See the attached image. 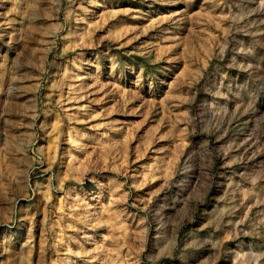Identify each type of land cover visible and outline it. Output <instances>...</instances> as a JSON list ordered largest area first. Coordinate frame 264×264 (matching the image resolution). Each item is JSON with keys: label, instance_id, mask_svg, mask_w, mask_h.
I'll return each instance as SVG.
<instances>
[{"label": "rangeland", "instance_id": "obj_1", "mask_svg": "<svg viewBox=\"0 0 264 264\" xmlns=\"http://www.w3.org/2000/svg\"><path fill=\"white\" fill-rule=\"evenodd\" d=\"M0 264H264V0H0Z\"/></svg>", "mask_w": 264, "mask_h": 264}]
</instances>
